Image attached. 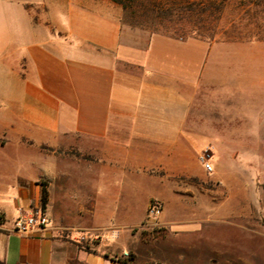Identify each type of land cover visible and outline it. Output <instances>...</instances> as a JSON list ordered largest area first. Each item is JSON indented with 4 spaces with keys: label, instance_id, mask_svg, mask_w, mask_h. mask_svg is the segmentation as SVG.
<instances>
[{
    "label": "crops",
    "instance_id": "1",
    "mask_svg": "<svg viewBox=\"0 0 264 264\" xmlns=\"http://www.w3.org/2000/svg\"><path fill=\"white\" fill-rule=\"evenodd\" d=\"M263 86L264 40L126 29L110 0H0V263L136 264V193L180 199L192 138L247 119L220 101ZM43 191L50 225L13 232Z\"/></svg>",
    "mask_w": 264,
    "mask_h": 264
},
{
    "label": "rangeland",
    "instance_id": "2",
    "mask_svg": "<svg viewBox=\"0 0 264 264\" xmlns=\"http://www.w3.org/2000/svg\"><path fill=\"white\" fill-rule=\"evenodd\" d=\"M123 1L127 5L126 12L121 9L123 27L152 34L149 28L126 22L145 21L141 14L150 1ZM213 1L220 7L214 26L218 40H226L224 34L243 40H252L256 35L264 38V0ZM160 2L164 4V0ZM219 106L225 113L245 108L250 115L236 122L223 121L221 128H206L207 135L192 138L187 160L190 175L175 177L183 182V195L179 199L167 194L159 217L177 222L171 225L179 231L175 238L167 239L163 225L141 226L150 221L146 216L149 203L161 202L157 199L159 186L143 184L141 192L136 193L133 211L138 225L130 230L147 245L138 254L136 264H264V86L244 100L223 97ZM205 116L208 120L207 113ZM214 133L215 143L208 137ZM205 149L210 154V173L199 161ZM123 234L118 239L122 249L126 246L121 240Z\"/></svg>",
    "mask_w": 264,
    "mask_h": 264
},
{
    "label": "trees",
    "instance_id": "3",
    "mask_svg": "<svg viewBox=\"0 0 264 264\" xmlns=\"http://www.w3.org/2000/svg\"><path fill=\"white\" fill-rule=\"evenodd\" d=\"M112 3L120 6L123 12H126L127 5L123 0H110ZM150 6L145 7L141 16L145 21L137 23L136 20L127 19L126 22L131 25H140L149 28L152 34H158L175 39L195 38L206 41L218 40L214 31L215 23L219 20L220 7L215 5L214 1L202 0H149ZM260 0H257V2ZM186 35L188 37H186ZM226 40L235 39L230 35H225ZM255 40H264L257 35ZM235 40H243L237 37ZM250 40V39H247ZM46 203V192L42 194V208ZM119 264H131L133 257L128 254L126 258H116ZM2 264V263H0Z\"/></svg>",
    "mask_w": 264,
    "mask_h": 264
},
{
    "label": "built area",
    "instance_id": "4",
    "mask_svg": "<svg viewBox=\"0 0 264 264\" xmlns=\"http://www.w3.org/2000/svg\"><path fill=\"white\" fill-rule=\"evenodd\" d=\"M210 154L208 149H205L199 154V161L203 164L204 169L210 173L212 167L208 162ZM163 211V204L159 201H151L146 210L147 219L149 222L143 223L141 226L144 228L159 227V217ZM50 225V219L47 216L45 209L42 207L36 208L29 213H25L22 209H18V215L13 223L12 231L18 234H30L34 231H41ZM128 257L127 253H124Z\"/></svg>",
    "mask_w": 264,
    "mask_h": 264
}]
</instances>
